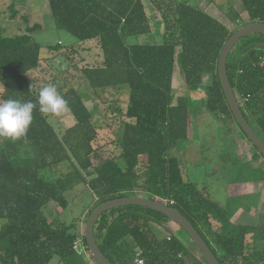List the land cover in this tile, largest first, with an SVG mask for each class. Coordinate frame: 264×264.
<instances>
[{"label": "trees", "instance_id": "1", "mask_svg": "<svg viewBox=\"0 0 264 264\" xmlns=\"http://www.w3.org/2000/svg\"><path fill=\"white\" fill-rule=\"evenodd\" d=\"M11 1L9 18L26 26L7 35L0 24V101L37 102L42 87L28 72L42 73V63L62 58L68 66L55 78L45 77L67 100L72 121L60 132L51 121L55 114H42L37 103L26 137H0V264H87L74 247L82 235L92 255L83 215L107 200L139 194L172 199L166 203L187 217L221 264H264V223L232 222L236 209L184 178L172 153L189 139L197 99L220 125L235 124L255 148L254 157L264 159L237 122L218 73L233 33L264 23V0H240L245 16L228 0H48L55 25L76 39L65 45L36 41L33 33L42 24L32 22L25 1ZM86 52L93 54L90 63ZM226 68L245 117L264 141V34L242 37ZM177 76L184 83L180 95ZM87 101L99 110H90ZM108 109L115 114L112 122ZM96 140L118 146L120 153L102 157ZM79 184L95 200L74 216L69 192ZM50 202L59 213H44ZM169 222L149 207L120 206L100 215L94 235L112 264H136L137 250L146 264H208Z\"/></svg>", "mask_w": 264, "mask_h": 264}, {"label": "rangeland", "instance_id": "2", "mask_svg": "<svg viewBox=\"0 0 264 264\" xmlns=\"http://www.w3.org/2000/svg\"><path fill=\"white\" fill-rule=\"evenodd\" d=\"M22 1L26 2L28 12L32 15V22H39L42 24V29H39L33 33V37L36 41L45 45H51L61 41L65 45L76 40L75 37L72 36V34H70L68 31L65 29H60L55 25V21L48 14V0H17L16 4L20 5ZM11 4V0H0V24L3 27V32L7 35L24 31L26 26V23H24L21 18H9L10 11L8 7ZM241 10L243 9H240V11ZM95 51L99 52L100 50L97 48ZM85 55L87 62L90 63L93 60V54L86 52ZM64 63V59L57 58L56 60L50 61L49 63H42L40 65L41 71H43L42 73L40 71H30L27 75L29 78H36L38 82V88H41L49 84L46 77L49 79L55 78V75L59 74V68L68 66L66 63ZM175 85L177 87V94H182L184 92V83L182 77H176ZM194 101L195 112H192V121L189 122V129H194L196 136L190 141L189 146H185L183 148L178 147L177 149L173 150V153L179 156L184 177L186 179L199 182L201 185L202 183L210 185L212 194L211 196L213 199L219 201L220 203L226 204L228 210L230 209V211L237 209L239 206L250 207V209H253L258 199L257 196L249 195L247 197H238L226 194L227 184H229L230 181L232 182L238 178H241L240 175L243 173L240 171L241 169L239 166L242 162H244V159H247L246 156L248 155H234V145L232 144V141L226 131L227 128L219 126L210 113L199 109L201 106L199 103L200 100L197 101V99H195ZM0 103L2 102L0 101ZM87 106L94 112L99 110V106H96L94 102L88 101ZM106 113L107 122H112L115 114H113V112H111L109 109ZM51 121L57 130L62 132L67 126L71 124L72 118L70 111L66 109L60 114H55L51 117ZM237 129L240 131L242 136H244L238 127ZM107 130L108 128H105L104 133L108 134ZM103 131L104 130L102 129L101 133ZM232 139H234V137ZM105 142L106 140H96L93 142L94 147L96 150H98L102 157L105 158L120 153V148L118 146ZM250 147L253 148L254 152H256L251 143H249V148ZM237 150L242 152L240 147ZM260 158L263 159L262 157ZM61 169L66 170L65 166H61ZM245 173L248 174V171H245ZM255 173L258 174L260 171L257 170ZM69 197L73 205L74 216H77L82 211L83 205H91L95 200L94 195L84 185H81L80 188L75 190L73 189L72 192H69ZM59 210V206L56 202H50L48 206L43 208L44 213L48 216L52 211L59 213ZM261 211L264 218V205ZM61 215L64 218L70 217L68 210H63ZM86 218L87 213L83 217L84 226L86 223ZM169 223L171 224L173 230L174 228L178 230L177 235H179L185 243L191 246L194 253L197 254L201 260L206 261L205 257L192 242L191 238L186 235V232H183L177 224L172 222ZM250 239L251 235H248V240ZM260 244L264 245V242H261Z\"/></svg>", "mask_w": 264, "mask_h": 264}, {"label": "water", "instance_id": "3", "mask_svg": "<svg viewBox=\"0 0 264 264\" xmlns=\"http://www.w3.org/2000/svg\"><path fill=\"white\" fill-rule=\"evenodd\" d=\"M262 33L264 34V23L263 22H252L245 24L240 27L233 35L228 39L226 44L224 45L218 64V73L221 85L223 87L226 99L228 104L237 120L241 128L247 134L248 138L252 141V143L259 149V151L264 155V141L257 134V132L252 128L247 118L245 117L241 105L237 99V96L230 84L228 75H227V58L235 44L244 36L249 34ZM126 205H142L145 207H149L154 209L171 219V222L177 224L180 228H182L194 241L198 250L205 257L208 264H221L219 260L216 258L211 248L208 246L204 238L200 235L194 225L183 215L181 211L177 208L171 207L168 205L164 199L156 198L152 199L143 195H134V196H126L121 198H115L111 200H107L100 205H98L95 209L91 211V213L85 219V237L87 240V244L89 249L93 255L94 264H112L110 260L106 257V255L100 249L95 235H94V226L97 219L100 215L110 209L126 206ZM197 255V254H196ZM198 256V255H197ZM199 257V256H198ZM200 258V257H199ZM201 259V258H200Z\"/></svg>", "mask_w": 264, "mask_h": 264}, {"label": "crops", "instance_id": "4", "mask_svg": "<svg viewBox=\"0 0 264 264\" xmlns=\"http://www.w3.org/2000/svg\"><path fill=\"white\" fill-rule=\"evenodd\" d=\"M220 1L223 2L224 0H217V2H220ZM228 2H229L228 5H231L232 7H234L237 10L243 9L242 8L243 4L241 3L240 0H228ZM241 12L246 15L245 11L241 10ZM175 87H176V85H175ZM178 95H180V94H178ZM87 102H86V104H87ZM91 102H93V101H91ZM191 115H192V113L190 114L189 122L192 121ZM217 124L219 126H222L218 122H217ZM223 127L227 128L226 131H227V133H228V135L232 141V144L234 145V147H233L235 149V150H233L234 155H239V156L248 155V156H246L247 159H244L243 160L244 162H242L239 166L241 169V170L240 169L239 170L243 173L242 175H240L241 178L240 179L238 178L232 182L230 181L229 184H227L226 194H228L230 196H238V197H247L249 195H254V196H257V198H258L256 205L254 206L253 209H250V207L239 206L235 210V212L233 213V215L231 217V221L234 223H241V224H248L251 226H257L259 224L264 223V218H263L262 211H261L263 209V205H264V200H263V190H264L263 182H264V179H262V174L264 173V160L261 159L260 157L259 158L254 157L255 152H254L253 148H251V147L249 148V141L246 139V137L242 136V134L237 129L235 124L226 125ZM194 133H195L194 129H192V130L189 129V133H188L189 139L184 145H180V147L183 148L185 146L186 147L189 146L190 141L196 136V133L195 134ZM233 137H234V139H232ZM243 143H245V144H243ZM239 147L242 150V152H239V150H237ZM178 158H179V156H178ZM257 170H259L260 173H258V174L255 173ZM245 171H248V174L245 173ZM188 180H190V179H188ZM190 181H192V180H190ZM192 182H196V181H192ZM196 183L201 187L202 186L206 187L207 192H209L210 196L212 195L210 185H208L206 183H202V185L199 182H196ZM81 185H83V184L77 185L74 188V190L77 188H80ZM72 191H70V192H72ZM222 204H224V203H222ZM85 214L83 215V217L85 216ZM83 217H82L81 226H84ZM168 226L171 228L172 232L178 231V230H176V228H174V230H173L170 223Z\"/></svg>", "mask_w": 264, "mask_h": 264}, {"label": "clouds", "instance_id": "5", "mask_svg": "<svg viewBox=\"0 0 264 264\" xmlns=\"http://www.w3.org/2000/svg\"><path fill=\"white\" fill-rule=\"evenodd\" d=\"M37 103L42 114H60L68 106L67 100L58 93L55 84L42 87L35 103L9 98L0 103V137L12 140L26 137Z\"/></svg>", "mask_w": 264, "mask_h": 264}, {"label": "built area", "instance_id": "6", "mask_svg": "<svg viewBox=\"0 0 264 264\" xmlns=\"http://www.w3.org/2000/svg\"><path fill=\"white\" fill-rule=\"evenodd\" d=\"M165 202L169 201L170 203H173L172 199H164ZM75 249L78 251L79 254L85 255L88 263L87 264H94L93 261V256L91 255L90 252L87 250V245L84 243V239L82 235H79L76 238V241L74 243ZM134 262L136 264H146V261L144 257L142 256L141 252L139 250L136 251L135 256H134Z\"/></svg>", "mask_w": 264, "mask_h": 264}]
</instances>
